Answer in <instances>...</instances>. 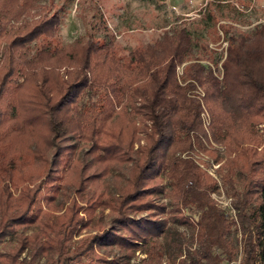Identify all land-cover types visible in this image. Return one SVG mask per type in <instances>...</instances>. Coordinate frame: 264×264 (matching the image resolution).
Returning a JSON list of instances; mask_svg holds the SVG:
<instances>
[{
	"label": "trees",
	"instance_id": "trees-1",
	"mask_svg": "<svg viewBox=\"0 0 264 264\" xmlns=\"http://www.w3.org/2000/svg\"><path fill=\"white\" fill-rule=\"evenodd\" d=\"M33 7L34 0H0V32ZM60 25V16L47 15L32 24L12 26L5 36L0 65V246L18 226L31 220L37 219L41 228H52L44 220L52 213L39 216L34 207L46 179L60 163L63 147L59 141L77 137L91 141L93 156L123 164L130 158L136 130L147 131L149 121L151 131L141 162L132 170L135 176L117 199L107 196L104 201L89 202L88 220L79 217L81 208L75 202L69 216L64 215L62 233L52 237L48 230L38 229L21 235L16 252L0 251V264H41V257L47 259L44 264H96L92 254L98 243L117 246L126 251L127 258L144 249L145 264H160L165 256L161 237L169 233L170 222L153 214L165 215L164 206L145 200L165 191L146 183L158 176L171 187L178 208L174 213L181 214L178 206H182L199 214V249L190 254V264L228 262L234 254L231 226L210 196L214 180L206 178L192 160L181 158L205 138L209 142L203 130L202 101L210 114L215 142L222 143L227 154H235L227 166L240 158L244 162V187L236 202L246 235L242 264H264V147L257 151L264 138L255 132L257 121H264V24L251 37L229 39L222 79L209 65L195 62L185 69V85L177 77V68L192 56L189 32L166 33L156 43L134 49L125 62L108 38L100 42L81 37L69 45L43 46L32 54L31 44L56 38ZM198 87L205 91L203 99L193 96L192 90ZM85 97L93 98L88 110L82 104ZM24 107L26 122L21 124ZM125 123L131 124L130 129ZM24 129L28 138L23 146L16 156H6L11 149L5 140ZM104 135L114 140L100 142ZM232 174L231 170L224 176L225 184H232ZM85 180L80 181L84 187ZM98 207L115 214L110 227L74 246L76 229L87 225ZM145 211L150 216H131ZM26 249L31 250L30 259L20 260ZM95 261L110 260L98 257Z\"/></svg>",
	"mask_w": 264,
	"mask_h": 264
},
{
	"label": "rangeland",
	"instance_id": "rangeland-1",
	"mask_svg": "<svg viewBox=\"0 0 264 264\" xmlns=\"http://www.w3.org/2000/svg\"><path fill=\"white\" fill-rule=\"evenodd\" d=\"M53 14H57L61 18L58 36L54 39L44 38L33 42L30 46L32 54H35L43 46L53 48L69 45L81 37L86 39L93 37L100 42H106L105 40L108 38L113 42V48L119 59L125 62L130 59L129 53L134 49L152 45L161 40L166 33L175 35L176 32H189L193 42L192 56L177 68V77L183 84L185 69L195 62L209 65L219 79L223 78L222 64L227 57L229 39L236 35L251 37L254 30L264 24V0H166L165 2L34 0V7L26 15L6 24L0 32V65L3 63L4 47L8 40L5 36L12 26L32 24L43 16ZM192 93L193 96H199L200 99L205 96V91L199 87L194 88ZM92 102L93 98L85 97L82 103L85 106L84 109L88 110ZM202 105L203 130L209 142L205 138L202 145L195 146L193 150L183 153L181 158L192 160L206 178L214 180L215 190L210 191V196L231 226L229 239L234 245V254L229 261L239 257H242L243 261L246 235L236 202L244 187L242 180L245 175V168L242 167L244 162L240 158L227 166V160L233 159L235 154H227L225 146L215 142L210 131V114L203 101ZM26 114L27 111L24 107L20 115L21 124H23L22 120L26 122L24 119ZM140 123L139 117L135 118V124L139 126ZM125 124L126 129H130L131 124ZM147 125V131L136 130L137 139L133 142L132 151L129 152L130 158L126 159L123 164H117L113 159L99 160L93 156L91 141L79 137L70 139L71 141L68 139L59 141L57 144L59 147H63L59 157L60 163L53 169L51 178L46 179L34 207V211H38L39 216H43L48 211L52 213L44 219L52 228H41L42 223L39 225L35 221L37 219L31 220L26 225L18 226L14 233L3 241L0 251L14 252L18 247L17 243L21 235L29 236L38 229L48 230L47 234L52 237L56 236L55 233H62L64 230L62 225L66 220L64 215L69 216V210L75 202L81 208L79 217L88 220L89 213L87 214L86 209L89 207V202L104 201L108 198L107 196L117 199L128 187L131 177L134 178L132 170L136 162H141L142 150L147 145V133L151 131L149 121H147ZM255 132L260 138H264V121H257ZM27 138L26 129L19 134L9 135L5 142L10 143L9 150L11 149V152L8 151L6 156H16L17 150L23 146V141ZM112 140L114 139L111 136L100 137V142H112ZM263 147L264 143L260 144L257 151L261 152ZM99 155L100 152L97 156ZM231 170L233 172L232 184L227 185L223 181L224 176ZM85 178L86 186L84 187L80 181ZM147 180L148 187L158 186L161 189L164 188L165 191L145 200H151L157 205L164 206L165 215L153 214L161 219H169L170 222L169 233L161 237L165 246V256L160 264H190V254L199 249L200 243L198 212L178 206L181 207L179 209L182 213H174V210L178 208L175 209L176 201L169 192L171 187L168 185L167 179L158 176ZM131 216L143 218L150 216V213L148 211L138 212L132 213ZM114 217L115 214L110 208L98 207L89 223L82 224L76 229L72 239L74 246L86 237L102 233L104 229L107 230ZM55 222L59 225L52 224ZM94 248L96 252H93L92 257L95 260L98 257L110 260L105 264H112L113 261H116L117 264H145L143 262L146 258L144 249L127 258L126 251H120L117 246L112 247L98 243ZM30 254L31 250L26 249L20 254L19 259L29 260ZM46 260V257H41L39 262L44 264ZM95 260L96 264H103ZM225 264H227V260Z\"/></svg>",
	"mask_w": 264,
	"mask_h": 264
},
{
	"label": "built area",
	"instance_id": "built-area-1",
	"mask_svg": "<svg viewBox=\"0 0 264 264\" xmlns=\"http://www.w3.org/2000/svg\"><path fill=\"white\" fill-rule=\"evenodd\" d=\"M227 264H242V257H239L238 259L233 261H229L227 262Z\"/></svg>",
	"mask_w": 264,
	"mask_h": 264
}]
</instances>
